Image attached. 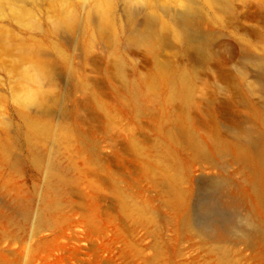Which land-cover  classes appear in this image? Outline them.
<instances>
[{
  "label": "bare ground",
  "instance_id": "6f19581e",
  "mask_svg": "<svg viewBox=\"0 0 264 264\" xmlns=\"http://www.w3.org/2000/svg\"><path fill=\"white\" fill-rule=\"evenodd\" d=\"M86 1L84 14L76 0H5V4L0 5L6 13L15 11L14 16L0 20V83L2 86L6 83L12 86V93H0V107H6L9 100L15 98L12 101H16L19 116L25 124L30 158L39 168L43 167L45 173V189L43 188L40 195V204L35 215L39 217L40 226L47 234L32 232L31 241L27 243V249L31 253L30 264H42L46 260L42 254L51 252L54 248L64 249L71 244L94 243L109 233L112 243H116L124 239V232L134 235L145 230L155 236L158 242L160 238L163 239L158 220L161 222L160 219L165 217L164 213L168 217L165 226L171 232V238H179L180 222L187 217V203L191 194V163L194 159L213 160L217 152L231 157V163L239 164L240 167V171L235 169L234 172L240 176L241 181L230 189L233 191L229 193L227 200L234 205L245 206L248 211L245 224L256 227L264 235V114L257 111L250 120V128H242L241 125L232 123L231 130L237 137L228 138L209 122L211 127L208 135L198 137L194 125L183 121L180 111L191 106L192 77L187 74L179 77L176 73H171L163 78L168 84L165 102L173 106L180 105L174 107L176 111L171 114H155L149 108V103L161 98L156 82L140 83L128 80L121 96H113L110 101L114 103L108 104L104 102L97 85L85 73L78 76L75 88L90 92V99L102 112L105 126L117 124L129 130L130 142H125L126 138L119 133L121 147L115 160L119 173L116 183L119 184L124 200L114 208L115 214L108 215L105 223L94 224L96 219L101 220L100 193L95 182L107 185L111 177L110 164L107 163L104 170L107 172L105 176H101L93 170L79 166L72 161L71 156L66 159L63 151L67 147V137L53 144V151L50 150L52 152L46 156V162L44 161V148L50 138L52 125L50 121L35 115L41 109L47 108L52 101L51 94L62 88L61 83L67 75L63 64L67 59L70 65L67 70L72 71V62L66 56L67 40L64 35L72 38L81 33L78 45L84 49H90L96 43L109 46L114 60L111 61L113 68L106 65V71L110 72H115L114 69L122 73L129 71L125 44L129 48L148 46L149 49L154 45L151 35L155 32L149 28V24L141 25L136 19L141 5L137 7L136 3L128 10L125 9L120 20L118 0ZM142 1L144 7L156 12L157 0ZM222 1L201 0L203 7L211 9L223 3ZM195 12L193 8H189L183 14L179 20V28L173 25V36L187 51H193V59L199 60L203 56V44L191 33L196 24L193 20ZM44 19L50 22L46 27L43 24ZM8 22L39 31V35L23 32L22 29L19 31L20 29L17 30L11 24L8 25ZM169 26L166 23L161 25L160 33ZM261 76L263 77L257 85L260 90H264V70ZM143 112L149 113V121H133ZM64 115L67 128L79 138L74 154L83 156L87 149L86 143L92 140L93 134L81 133L79 130L82 124L79 105L74 104V108ZM131 125H134L132 129ZM148 129H154L156 133L155 137L149 138L153 141L149 147L143 146L146 143L145 138L141 143L137 140ZM203 131L205 133L206 129ZM10 148L13 149L10 140L5 142L0 139V168L6 165L12 155ZM125 155L135 157L140 163L134 166ZM180 155L186 156V164ZM95 160L102 165L101 158L97 157ZM248 185L252 188V193ZM184 223L185 227H189L186 221ZM238 229L231 225L218 232L213 240L221 249H208L207 253L213 258L216 257V260L230 258L229 249H225V246L234 247L246 244L245 242L253 245H245L247 248H255L247 250H257L256 247L264 249V236L243 234ZM1 244L0 238V264H10L5 255L8 249L4 245L1 247ZM7 245L10 247V244ZM134 247L126 245L123 249L124 264H164L159 260L146 258ZM97 257H102L100 252ZM263 257H259V262Z\"/></svg>",
  "mask_w": 264,
  "mask_h": 264
},
{
  "label": "rangeland",
  "instance_id": "374dc122",
  "mask_svg": "<svg viewBox=\"0 0 264 264\" xmlns=\"http://www.w3.org/2000/svg\"><path fill=\"white\" fill-rule=\"evenodd\" d=\"M76 1L84 14L83 7L87 6V1ZM222 2L211 9L203 7L201 0H157L156 12L153 13L147 6L144 7L142 0H118L120 20L123 18V11L137 3V7L142 6L139 7L141 11L137 15V22L141 25L149 24V28L155 32L151 35L154 45L150 49L148 46L129 48L125 44L130 66L129 71L123 73L115 69V72L112 69V72L106 71V65L113 68L111 64L114 61L109 46L96 43L92 48L84 49L78 45L81 33L72 38L64 35L67 40L65 53L72 62V71L67 70L70 68L67 59L63 64L67 75L61 83L62 88L51 94V104L35 116L50 121L52 125L50 138L44 148L45 162L46 156L53 151V144L67 137V147L63 151L66 159L71 156L73 162L101 176H105L107 172L104 170L107 163L110 164L111 177L107 185L95 182L100 193L101 220L96 219L94 224L105 223L108 215L115 214L114 208L124 200L119 184L116 183L119 173L115 160L121 147L119 133L126 138L125 142L130 140L129 130L124 127L117 124L105 126L102 112L90 99L88 90L75 88L81 73H85L97 85L104 102L108 104L114 103L110 101L113 96H121L128 80L158 83L161 98L149 103V108L155 114H171L176 111L174 107H180L179 104L173 106L165 102L168 84L163 78L171 73H176L179 77L185 74L191 76V106L180 111L183 121L194 125L198 137L207 136L211 126L230 139L237 137L231 130L232 123L241 125L242 128H250L253 115L257 111L264 114V90H260L257 85L264 70V0ZM189 8L196 11L193 17L196 24L191 33L203 44V56L199 60L193 59V51H187L173 36V25L179 28V20ZM165 23L170 26L160 33V27ZM7 24L20 29L19 31L39 35V31L21 27L15 22ZM43 24L46 27L50 22L44 19ZM3 85L6 87L0 83V93H12L9 83ZM12 100L15 98L10 99L6 107H0V139L5 142L10 140L13 147L10 148L13 152L6 165L0 168V219L3 220H0V238L1 247L4 245L8 249L5 255L10 264H30L31 253L27 249V243L31 241L32 232L47 234L40 226L39 217L35 215L40 204V195L43 188L45 189V173L44 168H39L30 158L25 124L19 116L16 101ZM74 104L79 105V116L82 119L80 132L93 134L92 140L86 143L87 149L83 156L74 154L79 138L69 131L64 117L65 112L74 108ZM133 121H149V113L143 112ZM133 127L131 125V129ZM155 135L154 129H148L137 140L141 143L145 138L146 143L143 146L149 147L153 142L149 138ZM125 156L134 166L140 163L133 156ZM97 157L102 159L101 166L95 160ZM180 158L186 164V156L180 155ZM230 159L223 152H217L213 160L192 161L193 177L189 184L191 194L187 203V217L180 222L179 238H171V232L165 226L168 217L164 213L165 217L160 219L161 222L158 220L163 231V239L160 238L158 242L155 236L145 230L134 235L124 232V239L116 243H112L109 233L94 243L71 244L64 249L54 248L51 252L43 253L42 256L46 259L44 264H124L122 252L126 245H134L146 258L156 259L164 264H258L259 257L264 256V249L256 247L257 250H247L251 247L247 248L245 245L253 246L249 242L234 247L225 246V249H229L230 258L216 260L207 251L221 249L213 237L227 226L233 225L243 234L264 236L256 227L245 224L248 214L245 206L234 205L227 200L229 193L233 191L230 189L241 181L240 176L234 172L235 169L240 171L239 164L233 165ZM91 178L94 179V176L91 175ZM248 189L253 192L249 185ZM63 203L67 204L65 201ZM85 216L91 218L89 215ZM185 221L189 227H185ZM99 252L101 258L97 257ZM263 258L259 264H264Z\"/></svg>",
  "mask_w": 264,
  "mask_h": 264
},
{
  "label": "clouds",
  "instance_id": "9594fccd",
  "mask_svg": "<svg viewBox=\"0 0 264 264\" xmlns=\"http://www.w3.org/2000/svg\"><path fill=\"white\" fill-rule=\"evenodd\" d=\"M5 4V0H0V5H4ZM15 15V11H12L10 13H6L3 8H0V20H4L7 19L9 16H14Z\"/></svg>",
  "mask_w": 264,
  "mask_h": 264
}]
</instances>
